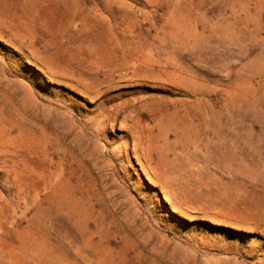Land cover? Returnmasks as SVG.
<instances>
[{
	"label": "rangeland",
	"instance_id": "rangeland-1",
	"mask_svg": "<svg viewBox=\"0 0 264 264\" xmlns=\"http://www.w3.org/2000/svg\"><path fill=\"white\" fill-rule=\"evenodd\" d=\"M37 1L0 22V264H264V0Z\"/></svg>",
	"mask_w": 264,
	"mask_h": 264
},
{
	"label": "crops",
	"instance_id": "crops-1",
	"mask_svg": "<svg viewBox=\"0 0 264 264\" xmlns=\"http://www.w3.org/2000/svg\"><path fill=\"white\" fill-rule=\"evenodd\" d=\"M62 3V0H58ZM38 5L37 0H0V22L10 23L11 21L25 22L27 24L36 21L35 13L33 10ZM55 5V4H54ZM19 11L18 13H16ZM42 13L46 15L44 18L47 21L54 20L55 9L53 5H50ZM7 32L14 33L15 27L11 29L9 26L6 28ZM10 34V33H8ZM30 52H39L42 54H48L52 51L48 48H42L36 50H29Z\"/></svg>",
	"mask_w": 264,
	"mask_h": 264
},
{
	"label": "water",
	"instance_id": "water-1",
	"mask_svg": "<svg viewBox=\"0 0 264 264\" xmlns=\"http://www.w3.org/2000/svg\"><path fill=\"white\" fill-rule=\"evenodd\" d=\"M144 177V176H143ZM162 195V194H161ZM162 198V197H161Z\"/></svg>",
	"mask_w": 264,
	"mask_h": 264
}]
</instances>
